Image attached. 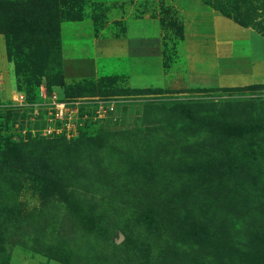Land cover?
<instances>
[{"label": "rangeland", "instance_id": "1", "mask_svg": "<svg viewBox=\"0 0 264 264\" xmlns=\"http://www.w3.org/2000/svg\"><path fill=\"white\" fill-rule=\"evenodd\" d=\"M3 2L0 264H264L261 3L85 0L76 16L72 0ZM138 20L165 64L203 54L195 86L133 89L128 59L94 55ZM44 92L82 102L58 133L53 99L27 101Z\"/></svg>", "mask_w": 264, "mask_h": 264}, {"label": "crops", "instance_id": "2", "mask_svg": "<svg viewBox=\"0 0 264 264\" xmlns=\"http://www.w3.org/2000/svg\"><path fill=\"white\" fill-rule=\"evenodd\" d=\"M220 18H216L213 21L215 28H218V21ZM148 20H138L131 23L126 39H116L109 41H99L96 43L94 48V55L114 56L118 58H125L129 60L130 72L128 77V86L133 89H163L170 91L177 90H188L195 86L197 83L191 80V76L197 71L198 66L203 65L205 60L203 54H192L188 52L185 47L184 50L179 49V55H186L183 64L169 62L165 64L159 45H153L147 39L149 36L150 29L148 27ZM202 53L201 47H199ZM199 49H197L199 51ZM216 59L222 60L227 58L230 59L231 51L228 52L226 46L221 45L220 42L216 43L215 52ZM97 57V56H96ZM68 62V60H67ZM66 62V63H67ZM95 62V59H94ZM68 62V69L72 67V71L78 68L81 69L80 65ZM154 66V67H153ZM82 67V65H81ZM74 68V69H73ZM216 72L218 71L217 68ZM219 70L221 71L219 66ZM219 75H230L226 72H220Z\"/></svg>", "mask_w": 264, "mask_h": 264}, {"label": "built area", "instance_id": "3", "mask_svg": "<svg viewBox=\"0 0 264 264\" xmlns=\"http://www.w3.org/2000/svg\"><path fill=\"white\" fill-rule=\"evenodd\" d=\"M41 96H42V100L44 102H46L45 99H48V100L49 99H53L54 102L52 104L55 105L54 112L53 113H50V114H52V117L48 120L49 121L48 124L50 126L48 127L49 129L46 130V131H48V133H46V134H52V133H54V131L57 130V128H52V125L51 124L57 125V123H61V125L64 126L65 123L68 120L71 119V116L70 115H72L73 114V111L75 110V108L73 106H78V105H81L82 104V102H77V103L74 102L73 104L70 103V102H68V103L67 102H64V101L61 102L56 95H54L52 98H48L49 95L47 93H45V92L42 93ZM16 101L19 102L20 105L25 104V102H26L25 96L23 94L22 95H19L16 98ZM34 107L37 108L38 105L36 104ZM57 131H60V130H57Z\"/></svg>", "mask_w": 264, "mask_h": 264}, {"label": "trees", "instance_id": "4", "mask_svg": "<svg viewBox=\"0 0 264 264\" xmlns=\"http://www.w3.org/2000/svg\"><path fill=\"white\" fill-rule=\"evenodd\" d=\"M4 0H0V16H1V14L3 13V10H4V5H5V3L3 2ZM85 2V0H72V3H73V6H72V8H71V10H70V13L69 14H74V15H76V16H78L77 14H75V10H77L78 9V12L79 13H81V10H82V4ZM255 2H257V3H261V5H259V6H261V7H264V0H255ZM77 7V8H76ZM53 13L55 14H57L58 13V5L57 6H54L53 8ZM259 10H263V9H259ZM248 12H251L250 11V9L248 8ZM243 14H244V17L245 18H247V20H251L250 19V16H251V13L249 14H247V13H241L240 15H238V18L236 19L237 20V23L238 24H240L241 26H243V27H245V26H252V27H254L256 30H259L258 29V27L257 26H262V25H260L259 23L257 24V25H255V23H252V22H250V21H248V23H247V21H241V19L243 18L242 16H243ZM55 19H57V18H55ZM250 24V25H249ZM6 31H8V32H10V36L12 35V33H14V30H13V28H8V29H6ZM12 51L10 50V53H11ZM17 53H19L20 55L22 54V53H20V52H17ZM19 66V65H18ZM22 66V65H21ZM19 72L20 71H23L20 67H19ZM20 75H21V72H20ZM59 77L61 78V75H59ZM158 90H161V89H158ZM26 96H27V101H28V103L29 104H31V105H35V104H37V103H41L43 100H42V96H41V94H37V96H35L34 98L33 97H31V98H29V96L26 94ZM43 120H45L44 118H43ZM241 194L242 195H246L245 193H242L241 192ZM239 261V260H238ZM231 263L233 264L234 263V261H231ZM235 264H242V262L241 261H239L238 263H236V261H235Z\"/></svg>", "mask_w": 264, "mask_h": 264}]
</instances>
